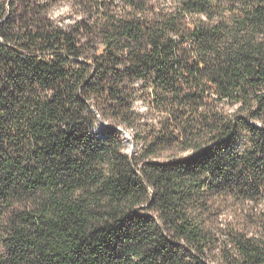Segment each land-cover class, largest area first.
Masks as SVG:
<instances>
[{
	"label": "trees",
	"instance_id": "trees-1",
	"mask_svg": "<svg viewBox=\"0 0 264 264\" xmlns=\"http://www.w3.org/2000/svg\"><path fill=\"white\" fill-rule=\"evenodd\" d=\"M55 1L0 0V264H264V0Z\"/></svg>",
	"mask_w": 264,
	"mask_h": 264
},
{
	"label": "rangeland",
	"instance_id": "rangeland-1",
	"mask_svg": "<svg viewBox=\"0 0 264 264\" xmlns=\"http://www.w3.org/2000/svg\"><path fill=\"white\" fill-rule=\"evenodd\" d=\"M49 16L54 18L56 21L69 23L72 22L74 18H77V13L75 8L73 7L72 0H56L49 9ZM134 109L137 111H145L144 104L141 102V100L138 99L135 101ZM111 126L120 135L126 150L130 153H134L137 150V145L132 141V133L130 129L125 128L121 125H114L108 120L99 117L92 127V131L96 134H102L107 127Z\"/></svg>",
	"mask_w": 264,
	"mask_h": 264
}]
</instances>
